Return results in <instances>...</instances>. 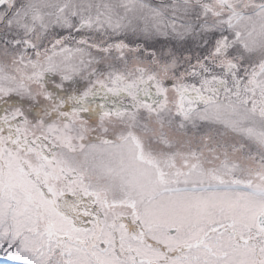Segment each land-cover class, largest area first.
<instances>
[{
  "label": "snow or ice",
  "instance_id": "1",
  "mask_svg": "<svg viewBox=\"0 0 264 264\" xmlns=\"http://www.w3.org/2000/svg\"><path fill=\"white\" fill-rule=\"evenodd\" d=\"M9 264H264V0H0Z\"/></svg>",
  "mask_w": 264,
  "mask_h": 264
},
{
  "label": "rangeland",
  "instance_id": "2",
  "mask_svg": "<svg viewBox=\"0 0 264 264\" xmlns=\"http://www.w3.org/2000/svg\"><path fill=\"white\" fill-rule=\"evenodd\" d=\"M0 264H9L8 258L4 257L3 259H0Z\"/></svg>",
  "mask_w": 264,
  "mask_h": 264
},
{
  "label": "trees",
  "instance_id": "3",
  "mask_svg": "<svg viewBox=\"0 0 264 264\" xmlns=\"http://www.w3.org/2000/svg\"><path fill=\"white\" fill-rule=\"evenodd\" d=\"M1 256V255H0Z\"/></svg>",
  "mask_w": 264,
  "mask_h": 264
}]
</instances>
